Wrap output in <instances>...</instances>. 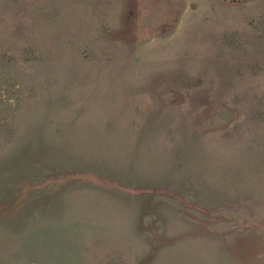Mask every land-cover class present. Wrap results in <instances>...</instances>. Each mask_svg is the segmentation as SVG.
<instances>
[{"label": "rangeland", "instance_id": "1", "mask_svg": "<svg viewBox=\"0 0 264 264\" xmlns=\"http://www.w3.org/2000/svg\"><path fill=\"white\" fill-rule=\"evenodd\" d=\"M0 264H264V0H0Z\"/></svg>", "mask_w": 264, "mask_h": 264}]
</instances>
